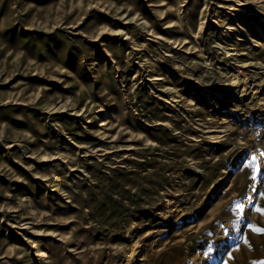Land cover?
I'll return each instance as SVG.
<instances>
[{"label":"rangeland","instance_id":"rangeland-1","mask_svg":"<svg viewBox=\"0 0 264 264\" xmlns=\"http://www.w3.org/2000/svg\"><path fill=\"white\" fill-rule=\"evenodd\" d=\"M262 194L264 0H0V264H260Z\"/></svg>","mask_w":264,"mask_h":264},{"label":"snow or ice","instance_id":"snow-or-ice-1","mask_svg":"<svg viewBox=\"0 0 264 264\" xmlns=\"http://www.w3.org/2000/svg\"><path fill=\"white\" fill-rule=\"evenodd\" d=\"M255 159H256V157L253 156L252 157V161L255 162ZM262 195H264V194H262ZM243 208H244V205L242 203L235 202V210L242 211ZM254 211L257 212V213H259V214H261V215H264V207L257 206L254 209ZM242 222L243 221L241 220V218L239 216H237V227L239 226V223H242ZM248 227L250 229H252V231H254V232L258 233V234L264 233V229H261V228L255 226V225L250 224V223L248 224ZM211 251H212V246L210 244L209 247H208V252H211ZM254 264H255V262H254ZM260 264H264V262H260Z\"/></svg>","mask_w":264,"mask_h":264}]
</instances>
